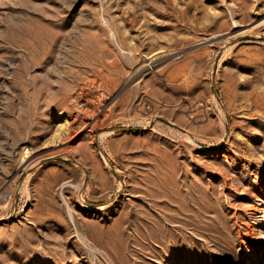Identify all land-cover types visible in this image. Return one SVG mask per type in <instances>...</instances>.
<instances>
[{
  "label": "rangeland",
  "instance_id": "374dc122",
  "mask_svg": "<svg viewBox=\"0 0 264 264\" xmlns=\"http://www.w3.org/2000/svg\"><path fill=\"white\" fill-rule=\"evenodd\" d=\"M0 264H264V0H0Z\"/></svg>",
  "mask_w": 264,
  "mask_h": 264
},
{
  "label": "built area",
  "instance_id": "2783aa9c",
  "mask_svg": "<svg viewBox=\"0 0 264 264\" xmlns=\"http://www.w3.org/2000/svg\"><path fill=\"white\" fill-rule=\"evenodd\" d=\"M141 107L146 110L150 114L149 118V123L154 122L155 119L152 118H157L155 116V105L151 100H144L140 103Z\"/></svg>",
  "mask_w": 264,
  "mask_h": 264
},
{
  "label": "bare ground",
  "instance_id": "6f19581e",
  "mask_svg": "<svg viewBox=\"0 0 264 264\" xmlns=\"http://www.w3.org/2000/svg\"><path fill=\"white\" fill-rule=\"evenodd\" d=\"M26 157H29V153H26V155L24 156V158H26ZM42 160H43V159H42ZM42 160H41V161H42ZM41 161H39L37 164H39ZM88 208H89V210H94L93 207H89V206H88ZM134 261H135V260H134Z\"/></svg>",
  "mask_w": 264,
  "mask_h": 264
},
{
  "label": "crops",
  "instance_id": "0c3cea01",
  "mask_svg": "<svg viewBox=\"0 0 264 264\" xmlns=\"http://www.w3.org/2000/svg\"><path fill=\"white\" fill-rule=\"evenodd\" d=\"M173 113H174V111H173V110H171V111H169V112H168V114H169V115H173ZM175 114H176V113H175ZM175 116H177V118H179V117H180V115H179V114H176Z\"/></svg>",
  "mask_w": 264,
  "mask_h": 264
}]
</instances>
